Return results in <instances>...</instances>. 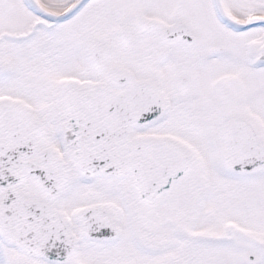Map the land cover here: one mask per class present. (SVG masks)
Segmentation results:
<instances>
[{
  "label": "snow or ice",
  "instance_id": "snow-or-ice-1",
  "mask_svg": "<svg viewBox=\"0 0 264 264\" xmlns=\"http://www.w3.org/2000/svg\"><path fill=\"white\" fill-rule=\"evenodd\" d=\"M0 264H264V0H0Z\"/></svg>",
  "mask_w": 264,
  "mask_h": 264
}]
</instances>
